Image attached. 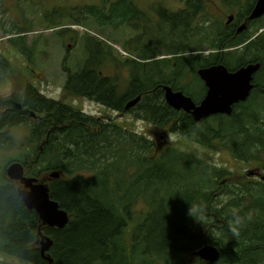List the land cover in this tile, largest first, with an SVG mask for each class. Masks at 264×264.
<instances>
[{"label":"trees","instance_id":"16d2710c","mask_svg":"<svg viewBox=\"0 0 264 264\" xmlns=\"http://www.w3.org/2000/svg\"><path fill=\"white\" fill-rule=\"evenodd\" d=\"M5 2L0 0V30L9 34L12 30L5 27ZM135 7L133 0H107L102 7L86 9L104 11L100 13L107 20L106 25L116 23L113 28L116 31L129 29ZM161 17L165 18L164 15ZM167 20L171 23L172 33L181 30L185 36L183 42H188L184 57L180 56L185 59H180L178 72L174 71L171 60L164 57L158 60V54H151L145 59L150 74L159 67L160 73L154 76L146 71L130 73L131 78L141 82L134 80L123 97L116 92V82L103 77L98 70L111 50L104 52L96 38L88 35L84 44L88 54L85 66L74 72L68 71L64 90L116 112H122L123 99L140 97L135 112L136 115L140 113L142 119L155 125L160 120H174L175 123L168 127L173 135L200 144H218L216 140L229 134L233 143L228 148L234 160L258 159L260 152L264 151V107L257 106V101L264 100L261 95L264 92V42L242 48L208 45L209 38L205 35L186 38L193 21L191 12ZM149 22L146 20L144 34L152 41ZM76 23L81 26L78 21ZM197 30L201 29L196 28L195 33ZM218 30L213 31L214 37H217ZM17 32L24 33L23 30ZM23 39L8 41L16 47ZM259 39L264 40V32ZM131 42L132 39H126L123 46H132ZM188 50L191 51L187 56ZM205 51L209 57L205 56ZM233 53H240L236 62L227 61L226 54ZM216 55H223L222 61L218 62L227 68L260 64L251 96L236 105L230 115L218 114L200 122L186 114L178 116L164 101V87L183 92L179 81L195 75L207 60L212 61ZM9 70V63L0 57V79ZM21 102V108H8L0 117V155L3 156L0 163L1 255L22 264H210L200 261L196 253L204 245H211L220 253L218 261L211 264H264L263 183L229 184L227 178L220 184L235 201H246L245 207L240 203L235 205L244 223L239 235L231 239L228 222L232 215L227 213V208L214 210L220 220L216 221V229L214 221L212 226L208 225V218L199 222L200 226L188 211L193 202L203 199L207 214L211 213L207 195L198 197L196 194L195 197L194 192L203 193L209 185L217 187L218 183L212 181L211 175L224 178L230 175L227 171L209 172L207 166L198 165L199 169L203 168V173L195 177L196 168L190 167L191 176L185 184L178 178L180 166L177 163L182 154L164 151L155 154L156 145L152 146L142 135L123 130L98 115L85 114L62 102L48 100L34 86L25 87ZM2 103L3 99H0V106ZM18 127L29 131L23 143L19 141L17 146L14 144L17 139L14 142L9 132ZM239 133L243 135L242 139ZM234 140H238L237 144L244 153L237 151ZM11 149L16 154L9 159L4 153ZM184 159L190 163L189 159ZM122 160L126 163V170L119 164ZM13 163H19L24 176L29 178L41 180L54 172L60 174L47 185L50 199L68 215L64 228L42 227L37 213L26 208L18 194V185L6 176V169ZM79 171L94 172L97 176L93 180H83L77 175ZM142 197L145 212L140 214L136 207ZM39 234L52 242L43 255ZM191 258L194 260L190 263ZM0 264L16 263L0 258Z\"/></svg>","mask_w":264,"mask_h":264},{"label":"rangeland","instance_id":"374dc122","mask_svg":"<svg viewBox=\"0 0 264 264\" xmlns=\"http://www.w3.org/2000/svg\"><path fill=\"white\" fill-rule=\"evenodd\" d=\"M106 1L107 0H27V3L20 5V0H6L3 8L5 10L4 13L7 14L5 20L7 24L6 28L7 30L11 29L12 32L5 34L3 30L0 31V57L4 58L9 63L10 70L0 79V99H12L15 104L22 103L21 99L25 87L34 86L38 93L48 100L62 102L64 105H68L85 114L98 115L104 121H112L123 130L125 129L130 133L142 135L152 146L153 144L156 145L157 147H154L155 154L163 151L165 153L177 152L182 154L177 163L180 166V176H178V178L185 184V180H188L191 176L190 167L196 168L195 177H200L203 173V168L199 169L197 167L198 165L207 166L209 172H212V170L227 171L230 174L228 177L217 179V177L214 178V175H211L212 181H217V187L209 185L205 187L206 189L202 191L203 193L194 192L195 197L196 194L198 197L202 196V194L207 195L206 201L211 208L210 214H207L206 211V216L208 218L207 222L208 225L211 224L212 226V221H214L215 225L213 224V226H215L214 229H216V221L220 220L214 215V210L227 208V213L231 214L232 210H239L235 207L236 203H240L242 207L246 205V201H235L230 193H227L220 184L226 182L228 178V180H230L229 184L234 183L238 185L241 183L240 185H242L246 183L249 184V182H257L263 183L264 186V180L261 181L259 178H264V151L260 152L258 159L249 158L247 160H234L228 148V146L233 143L230 141L229 134L223 135L224 137L221 140H216L215 143L218 144H200L196 141H189L177 135H173L171 129L167 128V125H155L142 119V115L140 113L136 115L135 110L133 112L117 113L116 111L92 103L87 99L75 97L64 90L66 75L63 69L74 72L85 66L88 54L84 44H86V36L90 35L96 38L98 44L99 42L102 43L101 46L104 52L111 50L109 51L110 54H106L98 70L103 77L110 78L116 82V92L124 97L134 80L141 82L137 78H131L127 83L126 77L128 74H133V72L142 74V72L146 71L149 75L154 76L153 74L160 73L159 67L157 71H152V74H150V67L146 65L145 59L151 54H153V56L158 54L159 57H156L158 60H161L163 57L171 60L172 65H174V71L178 72L180 70V59H185L180 58V56L184 57L183 53H185L187 49L185 45H187L188 42H183L185 36L181 34V30H176L177 32L172 33L173 29L170 21L167 20L168 17L174 18L180 13H185L186 11L191 12L193 21L191 25H189L186 38L194 39L205 35L209 38L207 40L209 42L208 45H212L214 43L212 41L214 37L213 31L222 27L221 23L225 21L228 14L241 15L238 10H242L245 0H150L151 2L154 1L151 5L152 7L156 6L162 8L161 11L166 12V14L161 12L159 14V20H155L153 18H155L157 10H152L151 20L149 22L151 25L148 27L149 34H151L153 38L151 43L144 42L132 46L128 45L127 47L123 46V43H125L126 39L130 40L132 38V33L129 29L123 30L121 28L115 31L113 28H116V23L106 25L107 20L103 14L100 13H104V11L98 9L93 11L89 9L87 11L86 9L102 7V4L104 5ZM228 3L229 6L225 8ZM105 6L108 7V5ZM190 8H192V10H190ZM73 12L74 14H72ZM107 13L108 12H105V14ZM197 14L198 21H195L193 18ZM161 15H164L166 19L162 18ZM218 19L220 23L217 22ZM18 21L20 24H17ZM76 21L81 23V26H77ZM16 25L20 27L24 25L22 30L25 35L23 41L14 47L8 39L17 35L16 29L12 28ZM196 28L201 30H197L195 33ZM159 34L163 35V39H160ZM67 45L71 46L67 47ZM190 51H187V56L190 54ZM205 52V55H208V52ZM132 53H134V58L130 57ZM166 54L174 55V58ZM160 55L163 56L160 57ZM239 56L240 53L228 54L226 60L229 62H236ZM183 73L188 74L187 72ZM141 74H139V77ZM118 84H121V86ZM179 86L185 95L190 96H198V94L203 93L204 90L202 82L197 78V74L186 79H181L179 81ZM257 106H262L261 108H263L264 100L260 99L257 101ZM8 108H11V106H0V115ZM130 108L131 107H129L128 110ZM238 112H240V110H238ZM34 121L36 122L37 120L34 119ZM28 131L29 129L27 128L23 129L22 127H18L11 129L9 135L14 142H16L17 139V144H14L18 146L20 145L18 143L19 141L23 143ZM230 131L234 133L232 128ZM238 136L241 139L243 138V135L240 133ZM234 141L237 151L239 153H244L237 144L238 140ZM15 154L16 153L13 154L12 149L6 150L4 153L9 159ZM184 158L189 159L190 163L184 161ZM2 161L3 156L0 155V163ZM119 164L126 170L127 167L124 160L119 162ZM257 174H260L259 177H256ZM77 175L83 180H93L95 176H97L94 172L81 173L80 171L77 172ZM178 187L181 188L182 185ZM189 189H194V187H189ZM174 197L172 198L174 199ZM209 198L211 200H209ZM142 200L145 203L142 197L141 200H138L136 207L140 214L143 213V211L145 212ZM200 201L206 204L203 199H200ZM197 223L199 224V222ZM204 225L205 224H203V226ZM233 238L232 235L231 239ZM0 258L13 261L16 264H22L19 261L10 259L1 254ZM193 260L194 259L191 258L189 262L191 263Z\"/></svg>","mask_w":264,"mask_h":264},{"label":"water","instance_id":"95a60500","mask_svg":"<svg viewBox=\"0 0 264 264\" xmlns=\"http://www.w3.org/2000/svg\"><path fill=\"white\" fill-rule=\"evenodd\" d=\"M264 14V0H258L250 18H257ZM259 64H249L234 72H228L223 65L198 71V76L206 86V94L199 105H195L191 98L182 92L164 87L166 102L174 110L190 113L195 122L206 120L214 115H230L232 106L245 101L253 88V75L258 71ZM139 100L137 98L130 106ZM11 107L19 104L9 103ZM6 176L18 185V194L27 209L33 210L39 216L42 227L62 229L68 223L67 213L59 208V204L52 201L49 188L45 181L57 179L60 174L54 172L49 178L38 180L24 176L23 167L13 163L6 169ZM40 250L43 255L51 247L52 242L41 234ZM200 261L216 263L220 257L218 250L211 245H204L196 253ZM51 261L49 260V263Z\"/></svg>","mask_w":264,"mask_h":264},{"label":"flooded vegetation","instance_id":"af4514ba","mask_svg":"<svg viewBox=\"0 0 264 264\" xmlns=\"http://www.w3.org/2000/svg\"><path fill=\"white\" fill-rule=\"evenodd\" d=\"M242 1H244V0H242ZM257 1L258 0H245V3L243 5V7H242V10H238L239 13H241V15H239V14H236V15L228 14L227 15L225 21H223L221 23L222 27L218 30L219 33L217 34V37L213 38L214 39L213 40L214 45L242 48V47H245V46H256V45L262 44L264 42L263 39H259L260 35H262V33L264 32V24H263V22H264V14H262L260 17H257V18H250L251 14H252V12H253L256 4H257ZM153 2H151L150 0H133V3L136 4V7H135L136 12L133 11L134 12L133 20L129 22L130 23L129 24V30L132 33V38H131L132 39V42H131L132 45H136V44H140V43H144V42L151 43V41L145 37L144 26H145L146 20L147 21L151 20V12H152V10H155V9L157 10V12L155 13V18H153L155 20H159V17H160L159 14L161 12L166 14V12L161 11L162 8H159V7H156V6L152 7L151 5H152ZM23 3H27V0H20V5L23 4ZM228 6H229V3L226 4L225 8H227ZM72 14H74V12ZM4 19L6 20V18H4ZM193 19L195 21H198V14L195 15ZM217 22L220 23L219 19L217 20ZM17 24H20V22L18 21ZM6 26H7V24L5 23V27ZM21 26H23V27H20V26L16 25V26H13L12 28H14V29H16V31H18V30H22L24 28V25H21ZM24 35L25 34H19L17 32V35L10 37L8 40L23 38ZM100 44H102V43L99 42L98 45H100ZM207 44H209V42H207ZM70 46L71 45H67V47H70ZM133 54L134 53L130 54L131 58H134ZM207 54H209V53H207ZM205 56L209 57V55H205ZM226 56H227V54H226ZM222 58H223V55H220V56L216 55V56H213V60L212 61H211V59H210V61L207 60V62L205 64H203L200 69L197 70V72H196L197 76H198V71H200V70L209 69V68L216 67V66H219V65L226 66L225 64H222V63L218 62L220 60L222 61ZM255 64H259V63L256 62ZM226 68H227V66H226ZM237 68L241 69L242 67H236V68L232 67V68H227V70H228V72H234V71L238 70ZM259 68H260V64H259ZM259 68H258V70H259ZM63 70H64V74L67 75L68 71L65 70V69H63ZM255 74L253 75V79L251 81V83L253 84V87H255V77H256ZM131 77H132V75H130V74L127 75V77H126L127 83H128V81L131 80ZM198 79L202 82L204 90H203V93H199L198 96H190L189 97V98H191L192 102L195 105H199L200 104L202 99L205 97V94H206V91H207L204 82L200 79L199 76H198ZM144 82L147 83V78L144 79ZM118 85L121 86V84H118ZM119 86H118V88H119ZM168 88H170V87H168ZM252 92H253V88L250 91V95L249 96H251ZM261 95H264V92H262ZM186 97H188V96H186ZM130 98L131 97H128V98H125V99L122 100L121 106L123 107V109H122L121 113H123V112H133L135 110V108H136V105L141 100L140 97H133L131 99ZM137 98H139V100L136 103H134L133 106H130ZM6 101L9 102V103H13L12 99H10V100L7 99ZM164 101H165L166 105L168 106V104L166 102L165 94H164ZM245 101L239 102L237 104H234L232 106V112H233L234 107L236 105H239L240 103H244ZM8 106H10V105L9 104L6 105V107H8ZM129 107H131V108L128 110ZM17 108L19 109L20 107L18 106ZM169 108H171V107H169ZM126 110H128V111H126ZM172 110L177 112L178 116H181L182 114H186V115H189L192 118L190 113H186L183 110H174V109H172ZM174 123H175L174 120H160V122L158 124L167 125V128H168L171 124H174ZM259 175L260 174H257L256 177H259ZM259 178L261 179V181L264 180L263 177H259Z\"/></svg>","mask_w":264,"mask_h":264},{"label":"clouds","instance_id":"9594fccd","mask_svg":"<svg viewBox=\"0 0 264 264\" xmlns=\"http://www.w3.org/2000/svg\"><path fill=\"white\" fill-rule=\"evenodd\" d=\"M189 215L193 217L195 222L202 223L207 219L206 216V205L202 201L193 202L189 206ZM238 210H232V219L228 222V228L233 237L238 236L240 233V229L244 223V220L240 215L237 214Z\"/></svg>","mask_w":264,"mask_h":264}]
</instances>
